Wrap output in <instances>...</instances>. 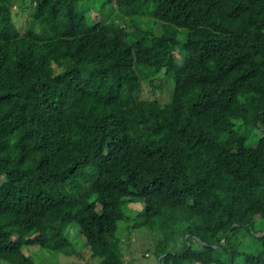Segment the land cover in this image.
<instances>
[{
	"label": "trees",
	"instance_id": "obj_1",
	"mask_svg": "<svg viewBox=\"0 0 264 264\" xmlns=\"http://www.w3.org/2000/svg\"><path fill=\"white\" fill-rule=\"evenodd\" d=\"M142 67L175 73L171 101L140 97ZM263 126L264 0H0V264L73 255V222L99 264H125L133 212L156 264H264V231L221 257L264 221Z\"/></svg>",
	"mask_w": 264,
	"mask_h": 264
},
{
	"label": "rangeland",
	"instance_id": "obj_2",
	"mask_svg": "<svg viewBox=\"0 0 264 264\" xmlns=\"http://www.w3.org/2000/svg\"><path fill=\"white\" fill-rule=\"evenodd\" d=\"M16 9V6H13ZM17 10L18 14H15V21L17 25L24 32L29 25V15L24 10V7H20ZM15 10V11H16ZM95 15H101V8L93 10ZM95 21V20H94ZM150 24V25H149ZM148 27L155 28V32L161 31L160 24L154 23L151 19L147 23ZM185 49L176 46L175 58L180 65L184 59ZM141 80L142 87L140 97L149 100H158L161 103L171 101L174 93L175 85V73H168L165 70L160 71L157 74L151 75L150 69L142 67L138 70ZM238 123V122H237ZM262 127V126H259ZM264 127V126H263ZM262 135V130L256 128L253 132L252 137L248 138L247 144L254 146L257 144L259 136ZM129 206L133 209H141L144 206L143 200L133 199L128 202ZM137 212L130 213L129 218L120 221L119 229L117 234L120 237L121 243L123 244V254L125 258V264H156L158 261V255L156 253V240L159 236L156 235L158 231L150 229L147 225H141L133 227V224L139 221ZM254 229L242 227L240 228L235 236L230 241L226 251H223L221 257L224 260L231 259L232 250H236L237 254L242 251L254 250L255 236L262 234L264 231V221L259 219L256 221ZM258 231V233H256ZM264 233V232H263ZM68 234L72 239L73 245L75 246V253L68 255L65 253L53 254L48 249H40L36 246L25 245L23 251L36 258L38 264H99L100 258L92 255L91 250L85 244V237L82 233L79 234V226L73 222L68 228ZM162 238V235H161ZM177 242L178 247L174 248L172 245L168 249L177 250L183 245V238L178 236ZM190 244L194 248H201L195 240L190 241ZM241 256L238 255L236 262L239 264ZM200 264V263H197Z\"/></svg>",
	"mask_w": 264,
	"mask_h": 264
},
{
	"label": "clouds",
	"instance_id": "obj_3",
	"mask_svg": "<svg viewBox=\"0 0 264 264\" xmlns=\"http://www.w3.org/2000/svg\"><path fill=\"white\" fill-rule=\"evenodd\" d=\"M175 50H176V48H175ZM174 56H175V51H174ZM183 62H184V59H183V61H182V63L181 64H183ZM180 64V65H181ZM174 88H175V85H174ZM87 247H89V246H87ZM89 249H90V247H89ZM91 250V249H90ZM92 252V251H91ZM92 255H93V253H92ZM94 256V255H93ZM96 257V256H95Z\"/></svg>",
	"mask_w": 264,
	"mask_h": 264
},
{
	"label": "water",
	"instance_id": "obj_4",
	"mask_svg": "<svg viewBox=\"0 0 264 264\" xmlns=\"http://www.w3.org/2000/svg\"><path fill=\"white\" fill-rule=\"evenodd\" d=\"M226 238V237H225Z\"/></svg>",
	"mask_w": 264,
	"mask_h": 264
}]
</instances>
